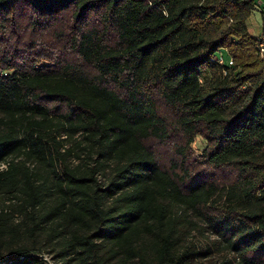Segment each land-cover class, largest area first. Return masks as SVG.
Listing matches in <instances>:
<instances>
[{
  "label": "trees",
  "instance_id": "16d2710c",
  "mask_svg": "<svg viewBox=\"0 0 264 264\" xmlns=\"http://www.w3.org/2000/svg\"><path fill=\"white\" fill-rule=\"evenodd\" d=\"M18 4L34 25L70 11L72 57L18 40ZM255 5L0 0V264H200L214 247L189 239L206 228L233 253L227 264H264ZM220 49L231 65L214 59Z\"/></svg>",
  "mask_w": 264,
  "mask_h": 264
},
{
  "label": "rangeland",
  "instance_id": "374dc122",
  "mask_svg": "<svg viewBox=\"0 0 264 264\" xmlns=\"http://www.w3.org/2000/svg\"><path fill=\"white\" fill-rule=\"evenodd\" d=\"M29 9L30 8L28 5L23 7V4H18V6L15 8V11L13 13V26L10 27L11 30H15L14 36L17 35L18 40L24 37L33 38L36 39V41L41 42L40 48H38L40 49V52L48 51V48H50V46L60 44L61 55H63V53H66V50H68L69 56L72 57L70 52V44L67 41L68 34L72 28V24L74 21L71 16V12H65V16L62 17L67 20L60 22L56 21V25L55 23H52L53 20L51 18L46 20L42 24L34 25L31 22V20H33V17ZM91 21L92 23L95 22L97 24H100V21H98V17L96 14L95 16H92ZM249 25L252 34H256V32L259 31L264 32L262 30L264 29L263 25L261 21L256 18V14L254 12L249 18ZM57 29L62 32L61 35L57 33ZM52 48H56V46H52ZM23 54L24 56L28 57L27 60L29 62H36L38 65L50 63L49 60L43 57H38L39 60L36 61L35 57L32 58V52H24ZM228 56V53H226V58H228ZM206 144V138L202 135H197L195 141L191 145V151L193 155L195 157H199ZM158 148L160 150V153L164 157H166L167 150L165 152V146H158ZM72 161L75 162L74 159ZM213 173H216L221 181H227V179L232 176V172L227 169H215L213 170ZM189 242H192L197 246L204 248L205 250H207L209 246L214 247V249L211 252H208L205 257L198 260V263L200 264H227L225 262L227 260V257L233 255L232 252L229 253L227 249L221 246L223 244V241L221 240L220 236L208 228H206L205 230L202 229L200 232L197 230L193 231L192 236H190Z\"/></svg>",
  "mask_w": 264,
  "mask_h": 264
},
{
  "label": "built area",
  "instance_id": "2783aa9c",
  "mask_svg": "<svg viewBox=\"0 0 264 264\" xmlns=\"http://www.w3.org/2000/svg\"><path fill=\"white\" fill-rule=\"evenodd\" d=\"M257 6L255 5V10H257ZM257 48H258V52L264 56V32H261L258 35V43H257ZM226 49H220L218 52H216V55L214 57V59L220 63V64H229L231 65L233 63V58L229 55L228 58H226ZM4 166V165H3ZM44 258L47 260V264H54L52 258L48 255L45 254Z\"/></svg>",
  "mask_w": 264,
  "mask_h": 264
},
{
  "label": "crops",
  "instance_id": "0c3cea01",
  "mask_svg": "<svg viewBox=\"0 0 264 264\" xmlns=\"http://www.w3.org/2000/svg\"><path fill=\"white\" fill-rule=\"evenodd\" d=\"M256 6H257V10L253 11L255 14H256V18L261 21L262 25H263V28H264V0H256ZM252 12V13H253ZM252 15V14H251ZM251 17V16H250ZM249 17V18H250ZM248 27H249V30H250V25H249V19H248ZM264 31V29H262ZM251 32V31H250ZM261 31L259 32H256V34H260ZM254 34V35H256ZM256 35V36H258ZM227 53L228 51L225 50Z\"/></svg>",
  "mask_w": 264,
  "mask_h": 264
}]
</instances>
